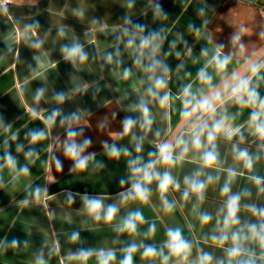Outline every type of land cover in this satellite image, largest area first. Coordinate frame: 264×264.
I'll return each instance as SVG.
<instances>
[{
	"label": "crops",
	"instance_id": "obj_1",
	"mask_svg": "<svg viewBox=\"0 0 264 264\" xmlns=\"http://www.w3.org/2000/svg\"><path fill=\"white\" fill-rule=\"evenodd\" d=\"M129 5L130 0H0V242L10 244L14 238L20 242L16 249H0V264H32L34 253L41 248L45 259H49L51 252L50 264H81L69 259L68 253L81 248H111L116 250V264H119L123 257L120 249L133 241L160 248L167 227H180L184 235L204 251L216 257L223 255L220 249L206 242L215 220L201 227L192 212L194 197L184 202L180 192L170 191L168 199L175 200L176 208L172 213H165L154 183L149 204L120 205L113 223L136 208L144 214L147 222L139 226L135 237L127 234L118 237L111 225L94 221L85 211L83 201L85 197H98L105 204H119V193L128 187L127 183L121 186V180H127L129 175L128 157L109 158L105 142L128 147L132 156L136 155L130 137L121 138L119 133L126 116L138 117L139 114L130 109L139 101L134 89L142 90L144 86L139 83L141 73L125 50L121 38L123 29L143 25L144 35L162 30L166 39L159 59L171 68L169 88L177 94L183 84L195 79L197 70L203 66L206 58L201 56L202 48L209 49L211 54L222 44L223 53L232 55L229 73L235 70L248 74V61H264V36L261 35L264 33V0H131ZM157 6L161 15L155 14ZM126 17L130 23H126ZM190 24L194 26L191 32ZM195 29H199V37ZM237 33L245 45L243 53L238 45L232 44L231 38ZM172 41H176L174 48H170ZM73 42H79L88 53L84 63H73L65 58L62 46ZM37 43L39 47H35ZM117 48L119 64L115 63ZM189 48L191 56L187 55ZM177 51L181 53L179 58L175 56ZM168 52L171 55L165 56ZM109 54L113 56V63L106 60ZM181 64L183 67L177 70ZM125 68L133 73L127 80L123 79ZM260 75L264 77V69ZM213 76V83L219 84L220 78L214 72ZM258 91L264 96V79L259 80ZM60 94L65 97L63 102L57 100ZM180 106L179 100L172 102L167 123L157 115L153 130H161L160 140L181 130ZM57 111L59 114L49 126L48 118ZM227 111L235 116L237 125L245 124L250 113L244 108L237 115V106L232 104L227 106ZM72 113L80 115L79 121L72 125L82 133L76 137L77 142L89 139L91 144L85 155L95 154V160L90 161L86 171L73 170L72 161L63 153L68 125L61 121ZM166 128L170 129L168 135L164 134ZM40 130L46 133V138L31 143L27 134ZM241 134L244 138L241 147L257 152L260 142L249 133L246 124ZM152 141H156V137L149 134L141 153L145 161L148 153L156 150ZM18 145H22L20 151H17ZM218 148L221 168L234 166L230 143L220 140ZM30 150L34 155L29 158L26 153ZM5 152L16 159V170L6 165ZM57 160L62 164V171L55 167ZM97 162L103 167H97ZM20 167H27L29 173L20 174ZM197 167V163L185 161L173 169L181 188L183 176ZM255 174L264 177V156L255 166ZM212 175L216 173L213 171ZM226 175L220 172L219 184L209 187L201 206L202 211L214 217L221 207L219 188ZM247 175L245 172L244 176H237L233 192L250 187L252 200L264 206V196L257 199ZM37 187L47 189L50 198L42 197L37 201L32 195ZM241 215L254 219L248 213ZM152 223L156 225V232L149 237L145 233ZM73 232L79 233L78 241L70 240ZM142 252L143 248H139L133 255V264H160L159 257H143ZM87 264H96L95 256L89 258Z\"/></svg>",
	"mask_w": 264,
	"mask_h": 264
},
{
	"label": "clouds",
	"instance_id": "obj_2",
	"mask_svg": "<svg viewBox=\"0 0 264 264\" xmlns=\"http://www.w3.org/2000/svg\"><path fill=\"white\" fill-rule=\"evenodd\" d=\"M129 6H131V0ZM155 14H162L158 6ZM125 20L126 23H130L127 17ZM193 30L194 26L190 24L189 31ZM195 35L199 37V29H195ZM261 35L264 36V33ZM121 38L125 50L132 58L133 65L141 73L139 83L144 86L142 90L134 89L139 94V101L130 109L137 112L138 117L126 116L122 121V131L119 133L121 138L130 137V143L133 144L136 155L132 156V151L128 147H117L115 144L109 145L105 142L104 148L109 158L128 157L129 175L127 180H121V186L127 183L128 187L119 193V204H105L101 198L85 197L83 201L85 211L94 221H103L111 225L118 237L123 234L135 237L139 232V226L147 222L139 208L128 211L119 219V222H113L117 220L120 205L128 202L149 204L153 195L151 186L155 183V191L159 194L165 213H172L176 208L175 200L168 199L170 191L180 192V198L184 202L195 198L192 212L201 227L210 225L215 220L206 242L220 249L223 255L216 257L212 252L204 251L193 240L187 238L180 227H167L166 238L160 248L155 245L145 246L143 243L138 245L133 241L120 249L123 257L119 260V264H133V255L139 248H143L141 253L143 257H159L160 264H264V206L252 200L253 192L250 187H243L233 192L237 176H244L247 172V179L255 187L257 199L264 196V177L255 174V166L264 156V96H261L258 91L259 80L264 79L260 75L261 69H264V61H248L246 69L248 74H240L235 70L229 73L228 65L231 63L232 55L223 53L222 44L217 45L211 54L209 49L202 48L201 56L206 59L203 66L197 70L195 79L183 84L179 92L173 94L169 88L172 70L159 59L166 39L162 30L144 35V26L136 25L133 29L124 28ZM231 39L232 44L238 45L240 52L243 53L245 45L241 42L240 34H234ZM175 44L176 41H172L170 48H174ZM39 46V43L35 45V47ZM62 52L65 58L73 63L77 61L84 63L88 59V53L79 42L62 46ZM164 55H171V52ZM187 55H192L191 48L188 49ZM175 56L179 58L181 53L177 51ZM106 60L108 63H113V56L107 55ZM115 63H121L118 48ZM181 67H183L182 64L178 65L177 70ZM209 69H212V72H209ZM213 72L220 78L219 84L213 83ZM132 75L131 69L123 70V79L127 80ZM186 76H191V73H186ZM40 94L42 92L37 98ZM64 99L63 94L57 97L60 102ZM174 100H179L181 105L179 109L182 120L181 130L168 139L160 140L161 130L154 131L153 125L156 123L157 115L167 123ZM229 104L237 106V115L241 114V109L250 110L245 124L249 133L260 142L257 152L253 153L247 147H241L244 140L241 129L245 127V124L234 123L235 116L229 115L227 111ZM153 108H156L155 112ZM58 114V111L54 112L48 118L49 126L54 123ZM79 119L78 113H72L61 121L62 124L68 125L63 153L66 159L72 161L73 170L86 171L90 161L95 160V154L85 155V150L91 144L89 139L77 142L76 137L82 133L74 130L72 125ZM169 132L170 129L166 128L164 134L168 135ZM149 134L156 137V141H152L155 143L156 150L150 151L145 161L141 153L144 141ZM27 135L31 143L46 138L43 130L32 131ZM12 139H16L15 134ZM220 140L230 143L234 166L221 168L222 160L218 148ZM21 149L22 145H18L17 151ZM33 155L32 150L26 153V157L29 158ZM4 160L10 169L16 170V159L8 152H5ZM185 161H193L198 164V167L190 174L183 176V188H181V181L173 175V169ZM55 167L57 171H62V164L58 160ZM97 167H103V165L97 162ZM161 168L163 171L160 170ZM213 171L216 175H212ZM221 171L227 175L219 188L222 203L214 217L212 213L202 211L201 206L207 198L206 193L209 187L219 184ZM19 173L27 175L29 169L20 167ZM32 195L37 201L42 197L50 198L47 196V189L39 187ZM24 203H28L27 199ZM242 213H248L254 219L244 218ZM155 232L156 225L152 223L145 235L151 237ZM70 240L78 241L79 233L73 232ZM19 244L20 242L14 238L10 244L0 242V249L4 251L8 247L16 249ZM194 249L195 255H193ZM92 256H95L96 264H116L117 260L116 250L111 248L96 250L81 248L77 252L68 253L69 259L78 260L81 264H87ZM50 257L51 252L49 259H45L43 248H41L34 253L32 264H50Z\"/></svg>",
	"mask_w": 264,
	"mask_h": 264
},
{
	"label": "built area",
	"instance_id": "obj_3",
	"mask_svg": "<svg viewBox=\"0 0 264 264\" xmlns=\"http://www.w3.org/2000/svg\"><path fill=\"white\" fill-rule=\"evenodd\" d=\"M4 5H6V3H4ZM262 18L264 19V13L262 14Z\"/></svg>",
	"mask_w": 264,
	"mask_h": 264
}]
</instances>
